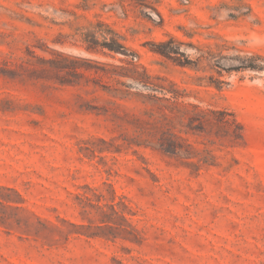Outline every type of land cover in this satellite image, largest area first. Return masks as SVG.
<instances>
[{
	"label": "rangeland",
	"instance_id": "rangeland-1",
	"mask_svg": "<svg viewBox=\"0 0 264 264\" xmlns=\"http://www.w3.org/2000/svg\"><path fill=\"white\" fill-rule=\"evenodd\" d=\"M171 36L191 67L155 51ZM257 54L264 0H0V264H264V69L236 68ZM135 69L243 142L199 170L132 143L163 96Z\"/></svg>",
	"mask_w": 264,
	"mask_h": 264
},
{
	"label": "trees",
	"instance_id": "trees-1",
	"mask_svg": "<svg viewBox=\"0 0 264 264\" xmlns=\"http://www.w3.org/2000/svg\"><path fill=\"white\" fill-rule=\"evenodd\" d=\"M176 38L171 36L168 40L159 43V49H155L164 57L172 60L181 67H191L196 60H191L185 56L179 44H173ZM126 49L123 43H118L119 52ZM263 57L261 55H251L247 59ZM264 58V57H263ZM237 69H264V66L255 63L236 66ZM137 75L132 78L153 91L163 93V96L154 95V104L148 108L145 114L149 119H138L140 122L138 137L145 133L151 138L149 143L145 140L134 139L131 141L137 145L152 146L154 149L169 156H175L187 166H192L199 170L205 165H214L217 156L213 153L212 144L221 142L222 144L235 146L244 140L242 124L236 117L225 111L214 108H202L196 103L185 102L183 97L187 94V89L181 87L176 81L168 77L153 76L147 72L134 70ZM223 81L217 79L216 87H221ZM201 84V83H197ZM194 135L202 138L200 143L204 145L199 148L190 142L189 136ZM195 151V153H192ZM194 156L197 161L189 160Z\"/></svg>",
	"mask_w": 264,
	"mask_h": 264
}]
</instances>
